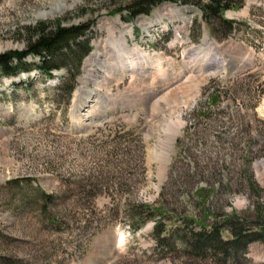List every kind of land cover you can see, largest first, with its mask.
Here are the masks:
<instances>
[{
    "label": "rangeland",
    "instance_id": "rangeland-1",
    "mask_svg": "<svg viewBox=\"0 0 264 264\" xmlns=\"http://www.w3.org/2000/svg\"><path fill=\"white\" fill-rule=\"evenodd\" d=\"M130 1L0 0V53L26 48L41 22L94 23L68 102L64 68L53 79L36 68L0 75V254L23 264H218L177 237L161 245L156 221L201 230L264 204V0L225 12L238 23L228 38L194 4L164 2L127 20ZM118 54L147 59L124 69ZM227 262L264 264V244Z\"/></svg>",
    "mask_w": 264,
    "mask_h": 264
},
{
    "label": "trees",
    "instance_id": "trees-1",
    "mask_svg": "<svg viewBox=\"0 0 264 264\" xmlns=\"http://www.w3.org/2000/svg\"><path fill=\"white\" fill-rule=\"evenodd\" d=\"M167 1H180L183 4L196 5L209 27L214 29L215 21L221 23L226 31L225 38L232 36L238 26L235 19L225 16V12L239 7L243 3V0H131L125 7L128 11L126 18L131 20L142 14H150L155 6ZM93 24L91 21L66 26L58 20L51 26L46 22H41L30 27L31 36L26 48L0 53V75L18 76L22 70L29 73L31 69L36 68L47 79H53L55 78L54 71L64 68L67 77L59 87L61 95H65L68 102L76 88L77 76L82 71V62L92 50V44L87 35ZM29 56H38L40 62L28 63L26 60ZM154 211L147 218L155 217ZM188 220L190 224L195 222L193 219ZM145 221L146 219H141V223L138 222L137 227ZM199 226L202 228L201 230H195L190 225L188 229L180 226L168 232L163 220H157L154 231L158 232L156 235L161 245L175 247L177 237L182 244L184 243L183 247L190 251L188 252L190 254L202 258L207 256L216 258L218 264H228V258L239 262L248 253L252 243L261 242L264 244V204L258 201L254 206V212L250 215H226L221 220H215L209 225L201 224ZM224 232H227L228 236H224ZM171 242L173 244H170ZM23 263L22 259H18L14 255L0 254V264Z\"/></svg>",
    "mask_w": 264,
    "mask_h": 264
},
{
    "label": "bare ground",
    "instance_id": "bare-ground-1",
    "mask_svg": "<svg viewBox=\"0 0 264 264\" xmlns=\"http://www.w3.org/2000/svg\"><path fill=\"white\" fill-rule=\"evenodd\" d=\"M156 15V14H155ZM114 37V36H113ZM112 41H114V39H112ZM117 42H118V39L116 40V41H114V42H110L109 44H111L112 46H114L115 44H117ZM141 56V55H140ZM128 56H125V54H118V59H119V65H120V67L122 66V68H124L125 69V67L126 66H128V67H130V68H132V70L133 69H137V67H140L139 65H141V64H143L145 61H146V59H147V57L145 56V55H143L142 57H140L141 59L143 58V60L141 61V63L139 62V63H137L136 61H134V60H130L129 58H128V60H130L129 62L128 61H126V58H127ZM123 59V60H122ZM122 60V61H121ZM158 65V64H157ZM216 65V64H215ZM78 125H80V124H78Z\"/></svg>",
    "mask_w": 264,
    "mask_h": 264
}]
</instances>
